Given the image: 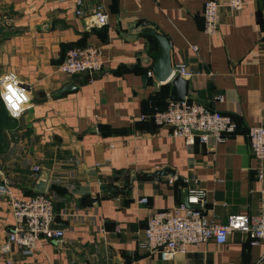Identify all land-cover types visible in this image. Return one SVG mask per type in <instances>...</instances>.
<instances>
[{"label": "crops", "instance_id": "crops-1", "mask_svg": "<svg viewBox=\"0 0 264 264\" xmlns=\"http://www.w3.org/2000/svg\"><path fill=\"white\" fill-rule=\"evenodd\" d=\"M204 1L81 0L84 15L77 16L75 0H0L3 22L23 28L19 40L29 46L34 39L26 53L32 56L11 69L29 85L32 106L3 128L0 182L27 197L44 179L53 226L63 230L61 238H40L29 254L12 247L0 264H264V240L250 245L240 231L223 244L187 245L172 257L138 246L147 217L180 203L193 179L213 223L264 213V159L257 178L246 138L248 127L264 126V0H243L238 11L218 0L212 37L202 32ZM95 2L107 13L102 26L87 17ZM145 22L167 39L171 67L184 63L192 72L184 78L185 98L236 123L224 141L188 145L169 127L139 118L175 93L173 76L160 82L147 75L158 45L152 36H135ZM87 44L103 57L90 80L55 71L68 48ZM70 82L75 88L56 93ZM165 167L173 174L146 176ZM12 224L0 197V240Z\"/></svg>", "mask_w": 264, "mask_h": 264}, {"label": "built area", "instance_id": "built-area-1", "mask_svg": "<svg viewBox=\"0 0 264 264\" xmlns=\"http://www.w3.org/2000/svg\"><path fill=\"white\" fill-rule=\"evenodd\" d=\"M74 14L83 16L81 0H75ZM231 11H238L243 6V0H224ZM218 0H205L202 6V32L212 37L217 32ZM89 21L97 26L107 22V13L99 2H95L87 14ZM195 50L196 46L191 45ZM103 65L102 52L98 46L87 44L80 47H70L62 60L56 65L55 71L72 77L77 74H87L89 80ZM14 74L18 87L24 89L29 100L22 105L23 111L13 116L2 98L0 101L9 117L18 119L31 108L29 85L19 78L16 72L7 70L0 72V78ZM179 75L188 78L192 72L184 63L171 67L169 77ZM147 75H151L148 71ZM0 80V90H3ZM221 100V96H217ZM149 117L156 125L169 127L170 135L180 137L185 144H206L211 138L213 142H222L235 132L236 123L226 113L209 108L202 103L189 101L187 98L169 99L162 110L150 114H140V119ZM247 144L251 156L256 162V175L261 178V162L264 159V126H250L246 130ZM39 168L32 166V171ZM186 188V202H180L167 209L153 211L146 219L142 230V238L138 243L140 249L146 252H157L161 257H172L176 253H184L187 245H194L212 240L215 244H223L233 231L247 235L250 245L264 240V213L234 214L227 217L224 224L209 221L203 214L204 192L196 185ZM0 197L5 200L13 218L12 226L0 240V256L11 253L12 247L23 254H29L35 248L37 241L43 239H58L63 230L53 226L52 199L43 192H37L27 197L12 193L6 181L0 182ZM145 198L139 202H145Z\"/></svg>", "mask_w": 264, "mask_h": 264}, {"label": "water", "instance_id": "water-1", "mask_svg": "<svg viewBox=\"0 0 264 264\" xmlns=\"http://www.w3.org/2000/svg\"><path fill=\"white\" fill-rule=\"evenodd\" d=\"M142 28L135 33V36L139 35H149L155 38L158 45V51L150 53V56L153 58L152 66H151V74L153 77L160 81L164 82L171 72V63L169 59V47L167 39L158 31H156L155 27L148 22L142 23ZM169 83L174 86L175 93L170 95L169 99H182L185 97V87H186V80L179 76L174 75ZM75 88V84L70 82L65 84L62 88L56 91L57 94L69 91ZM173 171L167 167L154 171L151 174H146V176L151 177H158L163 175H171ZM44 179H37L33 185V190L35 192H42L44 186ZM181 202H186V190L182 191V196L180 198Z\"/></svg>", "mask_w": 264, "mask_h": 264}, {"label": "rangeland", "instance_id": "rangeland-1", "mask_svg": "<svg viewBox=\"0 0 264 264\" xmlns=\"http://www.w3.org/2000/svg\"><path fill=\"white\" fill-rule=\"evenodd\" d=\"M3 21V18L0 17V71L6 69L11 70L16 68L19 64L24 63L27 57L32 56H28L26 53L34 46V39L32 40V44H30V46L29 43H31V41L28 42L26 39L19 40L18 34L24 33L23 28L16 26L11 27L12 24L10 26ZM20 42H22V44ZM12 126L13 122L11 121V127Z\"/></svg>", "mask_w": 264, "mask_h": 264}, {"label": "clouds", "instance_id": "clouds-1", "mask_svg": "<svg viewBox=\"0 0 264 264\" xmlns=\"http://www.w3.org/2000/svg\"><path fill=\"white\" fill-rule=\"evenodd\" d=\"M3 81V90H0V98L5 102L13 116H18L23 111L22 105L29 100L24 89L18 87V81L14 74L0 78Z\"/></svg>", "mask_w": 264, "mask_h": 264}, {"label": "trees", "instance_id": "trees-1", "mask_svg": "<svg viewBox=\"0 0 264 264\" xmlns=\"http://www.w3.org/2000/svg\"><path fill=\"white\" fill-rule=\"evenodd\" d=\"M31 101H32V99H31ZM162 109H160V110H162ZM152 112H154V111H151V112L147 113V115L152 113ZM0 116H1V118H0V150H1L2 147L4 146L3 145L4 144V140H3V134H2L3 128L11 127V121L13 119V118L8 116V114H7L4 106L2 105L1 101H0ZM147 118L150 119L149 117H147ZM1 119H2V121H1ZM35 193H37V192L34 191L31 194H35Z\"/></svg>", "mask_w": 264, "mask_h": 264}]
</instances>
